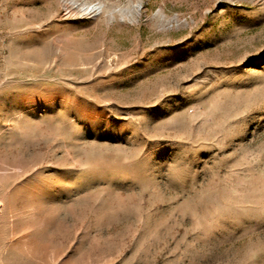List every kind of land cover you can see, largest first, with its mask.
<instances>
[{"label":"rangeland","instance_id":"374dc122","mask_svg":"<svg viewBox=\"0 0 264 264\" xmlns=\"http://www.w3.org/2000/svg\"><path fill=\"white\" fill-rule=\"evenodd\" d=\"M0 264H264V0H0Z\"/></svg>","mask_w":264,"mask_h":264}]
</instances>
